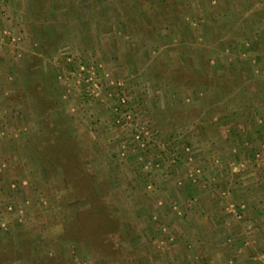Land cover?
Instances as JSON below:
<instances>
[{
	"label": "rangeland",
	"instance_id": "obj_1",
	"mask_svg": "<svg viewBox=\"0 0 264 264\" xmlns=\"http://www.w3.org/2000/svg\"><path fill=\"white\" fill-rule=\"evenodd\" d=\"M0 264H264V0H0Z\"/></svg>",
	"mask_w": 264,
	"mask_h": 264
},
{
	"label": "crops",
	"instance_id": "obj_2",
	"mask_svg": "<svg viewBox=\"0 0 264 264\" xmlns=\"http://www.w3.org/2000/svg\"><path fill=\"white\" fill-rule=\"evenodd\" d=\"M255 211H257V212H261V209L256 208ZM257 212H256V213H257ZM257 214H258V213H257ZM257 214H256V215H257ZM258 222H259V221H258ZM257 230H258V229H257ZM258 231H259V230H258Z\"/></svg>",
	"mask_w": 264,
	"mask_h": 264
}]
</instances>
